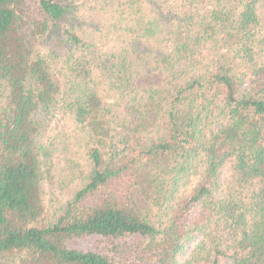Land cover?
Instances as JSON below:
<instances>
[{
	"label": "trees",
	"instance_id": "16d2710c",
	"mask_svg": "<svg viewBox=\"0 0 264 264\" xmlns=\"http://www.w3.org/2000/svg\"><path fill=\"white\" fill-rule=\"evenodd\" d=\"M0 264H264V0H0Z\"/></svg>",
	"mask_w": 264,
	"mask_h": 264
},
{
	"label": "rangeland",
	"instance_id": "374dc122",
	"mask_svg": "<svg viewBox=\"0 0 264 264\" xmlns=\"http://www.w3.org/2000/svg\"><path fill=\"white\" fill-rule=\"evenodd\" d=\"M57 123H59L58 126L51 124L47 129L49 136L57 137V151L54 154V164L51 169L53 176L47 177L48 180L46 179L47 203L53 209L60 206L64 199H68V196L71 195V187L79 179L78 176L82 174L81 171L86 170L87 167L83 149L80 153L81 146L74 144V142H77L75 140L76 135H69L71 132L70 121H64L63 123L58 121ZM227 178L228 171L225 170L221 181ZM191 249L190 246L189 251Z\"/></svg>",
	"mask_w": 264,
	"mask_h": 264
}]
</instances>
